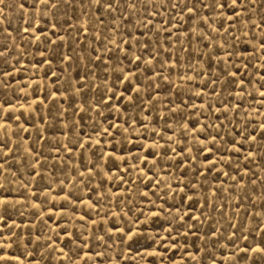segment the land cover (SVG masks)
<instances>
[{"label": "rangeland", "instance_id": "374dc122", "mask_svg": "<svg viewBox=\"0 0 264 264\" xmlns=\"http://www.w3.org/2000/svg\"><path fill=\"white\" fill-rule=\"evenodd\" d=\"M23 2L0 4V264H264V54L252 39L264 37V0L248 9L257 26L242 20L228 38L232 64L223 49L207 58L179 9L165 40L172 14L159 3L154 16L148 0L118 11ZM205 123L220 125L215 141ZM192 182L191 199L174 196Z\"/></svg>", "mask_w": 264, "mask_h": 264}, {"label": "snow or ice", "instance_id": "6c2138e0", "mask_svg": "<svg viewBox=\"0 0 264 264\" xmlns=\"http://www.w3.org/2000/svg\"><path fill=\"white\" fill-rule=\"evenodd\" d=\"M73 0H33V4L31 5L32 9H35L36 4H42L45 7L48 5H51L52 8L58 9L60 6V3H65V4H71ZM97 6H99L101 9H103L104 5L107 4V8L109 11L112 10H119L118 6H124L125 8L128 6L130 3L131 6L135 9L137 7V3L135 0H92ZM140 2H143V0H140ZM4 0H0V4H3ZM159 3L161 7H163L165 12H171V16L169 17V21L167 23H162V27L165 32L168 33V36L165 37V40L168 39L172 35V32L170 29L174 27L172 24V18L175 16L176 10L179 9L181 13V20L180 23L183 24L184 22H187L189 24V27L191 28L193 26V22L195 23V27L200 28L203 31V35L197 36L196 37V43H204L205 40H207V43L205 45L206 49H212L211 52L207 53V58L211 60L213 55H219L218 50L223 49V55L228 58V63L232 64V52L230 48L234 49L237 48L236 44L229 45L228 44V38H231L232 41H238L239 37L234 35V32L237 30L244 31L243 29H238L237 26L241 24L242 20L245 23H248L251 28H255L257 25L251 23V15L248 12V9L250 6L255 7L256 5V0H148V3L145 4L144 11L147 14L148 13V6L151 4L153 5V12L152 15H159V9L155 8V4ZM264 7V4L261 5ZM20 7L23 9L25 7V3L22 0V3ZM185 12L187 13V17L185 19ZM217 20L220 21V23L217 24ZM103 22V21H101ZM148 24H152V20L147 21ZM212 24L215 25L214 32L213 30H210L208 28V25ZM261 28H264V20L260 22ZM250 30V29H249ZM23 31L27 33L29 31L28 27H24ZM192 32L185 31V35L189 39V44L191 45L192 43ZM11 33H9V36ZM252 39H257L259 42V48L261 50V54H264V37L257 38L255 36H252ZM49 43H52V41H49ZM121 43H126L125 41H121ZM147 47V46H145ZM7 44L6 43H0V57H5V53L7 52ZM185 51H188V49H184ZM238 51L242 52H248L249 48L246 46L243 49H237ZM163 51V49H161ZM252 54L256 53V49L252 48L251 50ZM201 57H204L206 55L205 52L199 53ZM137 61H142L143 57L142 56H136L135 58ZM243 59V57H241ZM152 60H157L158 63H161V69L158 72H153V78L156 76H160L161 79H163L162 72H163V62H160L158 60L157 54L155 52L151 53L150 55V61ZM166 62L169 64H179L180 60L178 57H173L171 53L168 54L166 58ZM223 63V61H220ZM248 65L247 63L244 65L246 68ZM233 67L235 65L233 64ZM181 75H185L184 73H181ZM201 77L204 76V73L201 72L199 73ZM230 75L235 78L237 76H241L242 73L239 71H234L230 73ZM128 83H131V81H127ZM208 82L211 84H218L219 80L218 79H212L211 78V73L209 72L208 76ZM244 80H240L239 84L241 85L240 88V95L245 94V89L243 88L244 85ZM150 87H154L150 85ZM204 95V92H201V96ZM211 95H219L216 93L214 90L211 93ZM260 98H261V103H264V86H261V91H260ZM222 103V102H218ZM205 105L203 104V101L200 104V107H204ZM186 107V105H185ZM213 107L212 103L207 104V108L211 110ZM240 107L239 102H237V108ZM143 110V109H142ZM256 111H260L261 109H255ZM0 115H3L2 112H0ZM218 118V117H217ZM140 127L143 128L144 124L141 123ZM213 127H220V125H210L208 123H205L201 126L202 133L203 132H208L209 136H211V139L215 141L218 136L213 135L210 132V129ZM110 131V129L106 130ZM193 132H195V128H193ZM161 139H163V133L159 134ZM183 136V133H182ZM186 140V137H184ZM197 139L200 140V142L203 144L207 142L208 136H198ZM255 139V137H253ZM235 143V142H234ZM6 145H0V147H5ZM240 149H237L239 151ZM168 151L171 152H176L177 149L172 148L169 149ZM183 149L180 150L179 154L183 155ZM188 151H191V149H188ZM225 151H227L225 149ZM213 148H208V149H198L197 155H207L208 153H212ZM165 155L168 154V152L164 153ZM152 159H155V153L152 155ZM147 160L148 157H145V167H147ZM224 160V156L220 155L215 158L214 161H212V167L214 168L216 163H219ZM204 163L207 165L209 163L208 160H205ZM3 165L0 164V168H2ZM230 167V165H229ZM212 168L208 169V174H211ZM238 174V173H237ZM197 176L203 175L205 179H207V175L204 173L203 170L198 171L196 173ZM221 175H228L227 171H224L221 173ZM234 178V177H232ZM157 185L161 183L158 179L156 180ZM195 188L197 187V184L195 182H192L190 185L189 184H184L183 187H181L179 184L176 185V192L174 193V196L178 194L179 192H185V197L184 199H191L190 196L187 195V191L189 188ZM155 194V193H154ZM197 219L196 217L189 216L188 217V222H191L192 220ZM192 227H195L193 225ZM191 232V229L189 230Z\"/></svg>", "mask_w": 264, "mask_h": 264}]
</instances>
